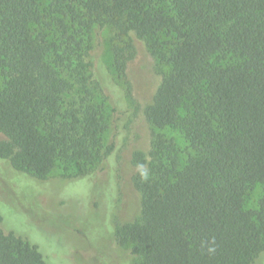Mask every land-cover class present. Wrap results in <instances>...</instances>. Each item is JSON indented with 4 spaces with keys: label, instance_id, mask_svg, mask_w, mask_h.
<instances>
[{
    "label": "trees",
    "instance_id": "trees-1",
    "mask_svg": "<svg viewBox=\"0 0 264 264\" xmlns=\"http://www.w3.org/2000/svg\"><path fill=\"white\" fill-rule=\"evenodd\" d=\"M106 27L120 39L111 48L119 74L134 38L165 67L143 115L179 129L192 150L181 162L158 133L147 153H132L140 214L115 226L116 241L130 245L132 264H255L264 254V0H0V158L44 180L58 164L65 178L88 174L111 154L87 96L92 85L111 91L90 57ZM74 84L86 96L64 104ZM1 223L0 264H45Z\"/></svg>",
    "mask_w": 264,
    "mask_h": 264
},
{
    "label": "rangeland",
    "instance_id": "rangeland-1",
    "mask_svg": "<svg viewBox=\"0 0 264 264\" xmlns=\"http://www.w3.org/2000/svg\"><path fill=\"white\" fill-rule=\"evenodd\" d=\"M48 37L53 40L56 35L50 31ZM119 42L114 28L95 30L90 51L95 78H105L111 85V91H106L108 98L94 85L89 86L92 93L87 95L105 121L102 143L113 144L110 155L89 165L88 174L75 178L63 177L65 171L58 164L44 180L15 171L0 158L1 226L5 232L14 231L36 245L45 264L135 263L138 258L131 253L130 245L118 244L111 230L140 214V195L132 182L136 171L131 163L132 153H147L158 133L173 139L181 162L192 152L179 129L152 127L143 115L165 67L149 53L142 40L134 38L135 55L127 63L125 75L119 74L112 65L111 51ZM62 75L73 81L67 69ZM84 95L74 84L63 95L64 104L78 103ZM82 167L76 163L69 170ZM261 194V187L254 186L246 206L256 207ZM104 232L111 234L110 240H104ZM255 264H264V254Z\"/></svg>",
    "mask_w": 264,
    "mask_h": 264
},
{
    "label": "flooded vegetation",
    "instance_id": "flooded-vegetation-1",
    "mask_svg": "<svg viewBox=\"0 0 264 264\" xmlns=\"http://www.w3.org/2000/svg\"><path fill=\"white\" fill-rule=\"evenodd\" d=\"M111 230H112V234L114 233V230H115V227L114 228H111ZM115 236V235H114ZM103 238H104V240L106 239V240H110L111 239V234H109V233H105L104 232V234H103Z\"/></svg>",
    "mask_w": 264,
    "mask_h": 264
},
{
    "label": "clouds",
    "instance_id": "clouds-1",
    "mask_svg": "<svg viewBox=\"0 0 264 264\" xmlns=\"http://www.w3.org/2000/svg\"><path fill=\"white\" fill-rule=\"evenodd\" d=\"M142 175L144 176V178H146V173H143Z\"/></svg>",
    "mask_w": 264,
    "mask_h": 264
}]
</instances>
